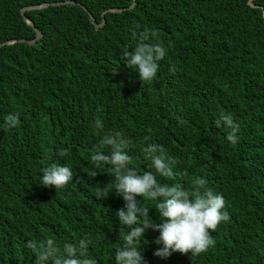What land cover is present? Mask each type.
<instances>
[{"label":"trees","instance_id":"trees-1","mask_svg":"<svg viewBox=\"0 0 264 264\" xmlns=\"http://www.w3.org/2000/svg\"><path fill=\"white\" fill-rule=\"evenodd\" d=\"M57 1L66 0H0V43L33 40L20 9ZM71 1L24 11L39 39L0 46V264H36L29 240L51 238L63 255L85 237L88 257L115 264L127 230L115 212L125 202L114 192L101 196L114 176L110 166L94 169L90 157L108 154L101 139L117 132L128 142L130 167L155 172L143 149L163 146L178 179L157 180L189 188L205 178L230 217L210 233L214 247L195 257L154 256L159 232L147 230L137 245L143 264H264V0H252L256 7L249 0ZM109 8L123 10L94 25ZM145 33L143 43L167 49L148 82L123 56ZM16 113L18 125L6 128ZM221 113L239 126L234 145L217 124ZM51 163L72 170L64 189L40 186V169ZM142 203L150 208L145 219L160 223L156 202Z\"/></svg>","mask_w":264,"mask_h":264},{"label":"clouds","instance_id":"clouds-1","mask_svg":"<svg viewBox=\"0 0 264 264\" xmlns=\"http://www.w3.org/2000/svg\"><path fill=\"white\" fill-rule=\"evenodd\" d=\"M140 39L141 42L137 43L134 51H126L123 56L126 59L125 65L138 73L139 80L148 82L156 78L158 62L165 57L167 49L161 44L143 43L148 39L146 33ZM169 71L174 74L176 69L172 66ZM18 117L19 113L8 115L4 126L8 129L17 126ZM221 122L229 129L226 140L230 144H236L239 126L233 123L230 114L221 113L217 124ZM94 129L97 132L103 131L99 118L95 121ZM101 144L108 147L110 152L105 154L97 149L90 157V163L94 169L110 166L114 180L110 187H102L100 194L105 199L114 192L125 202L124 207L115 212L121 231H125L124 226H127L124 243L115 250V264H143L141 249L137 245L149 229L159 232L154 243L162 247L154 251L153 255L161 259H166L175 252L182 255L191 253V257H195L214 247L215 240L210 233L230 217L225 211L224 197L207 187L205 178L192 180L189 188H185L180 182L162 184L157 180V174L173 181L178 179V174L173 171L176 161L166 156L163 146L150 144L143 149L145 158L151 160L155 172L140 174L136 168L130 167L133 158L126 151L128 142L122 138V133L103 135ZM60 155H67V152L61 150ZM40 172V186L54 188L55 191L64 189L74 178L68 166L57 163L42 167ZM96 175L97 171H93L92 178ZM186 175V172H182L179 178ZM137 197L141 200H137ZM143 199L156 202L154 209L160 223L145 219L150 217V208L143 205ZM90 243V239L85 237L79 240L78 245L66 244L63 255L51 238L45 241L29 240L25 247L35 254L36 264H47L48 261L52 264H97L94 258L87 255Z\"/></svg>","mask_w":264,"mask_h":264},{"label":"water","instance_id":"water-1","mask_svg":"<svg viewBox=\"0 0 264 264\" xmlns=\"http://www.w3.org/2000/svg\"><path fill=\"white\" fill-rule=\"evenodd\" d=\"M66 3H74L73 1H71V0H66V1H57V2H45V3H41V4H37V5H31V6H26V7H23V8H21L20 9V13H21V15L23 16V20L27 23V24H29L34 30H35V33H36V35H35V38L33 39V40H24V39H18V40H10V41H5V42H1L0 43V46L1 45H4V44H10V43H12V42H15V41H24V42H27V43H29V44H32V43H34L35 42V40H37V39H39V37L41 36V33H40V31L39 30H37V28L34 26V24L32 23V21L30 20V19H28L25 15H24V11H26V10H32V9H39V8H43V7H47V6H49V5H58V4H66ZM248 3L251 5V6H253V7H256L257 5H255L253 2H252V0H249L248 1ZM134 5V3H132L131 5H130V7H132ZM82 6V5H81ZM83 8H84V6H82ZM85 9V8H84ZM123 9H121V8H109V9H107V10H105V11H103L102 13H101V15H102V21L100 22V23H96L93 19H92V22L94 23V25H96L97 27H100V26H102L103 24H104V18H103V16H104V13L105 12H120V11H122ZM262 12H263V17H264V9L262 8Z\"/></svg>","mask_w":264,"mask_h":264}]
</instances>
